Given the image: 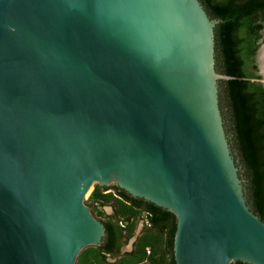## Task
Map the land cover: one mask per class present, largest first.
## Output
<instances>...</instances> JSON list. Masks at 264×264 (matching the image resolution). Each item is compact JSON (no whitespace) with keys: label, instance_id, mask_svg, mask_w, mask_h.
I'll list each match as a JSON object with an SVG mask.
<instances>
[{"label":"water","instance_id":"obj_1","mask_svg":"<svg viewBox=\"0 0 264 264\" xmlns=\"http://www.w3.org/2000/svg\"><path fill=\"white\" fill-rule=\"evenodd\" d=\"M216 23L199 0H0V264H74L99 245L94 183L172 212L175 264H264Z\"/></svg>","mask_w":264,"mask_h":264},{"label":"trees","instance_id":"obj_2","mask_svg":"<svg viewBox=\"0 0 264 264\" xmlns=\"http://www.w3.org/2000/svg\"><path fill=\"white\" fill-rule=\"evenodd\" d=\"M208 16L216 19L214 26V59L216 71L228 79L218 81L219 106L230 148L243 179L249 209L264 222V87L256 79L254 56L262 38L264 0H199ZM264 40V36H263ZM116 194L133 209L144 211L149 225L145 226L148 264H175L172 256L176 219L172 212L149 201L132 197L117 185ZM106 188V189H108ZM95 196L87 202L94 208ZM113 215L100 219L105 235L97 245L100 254L113 244L115 228L123 230ZM164 234L160 255L155 235ZM121 236H123L121 234ZM144 243V244H145ZM137 251V250H136ZM145 255L144 249L142 250ZM127 255L133 256L132 251ZM229 264H247L234 261Z\"/></svg>","mask_w":264,"mask_h":264},{"label":"rangeland","instance_id":"obj_3","mask_svg":"<svg viewBox=\"0 0 264 264\" xmlns=\"http://www.w3.org/2000/svg\"><path fill=\"white\" fill-rule=\"evenodd\" d=\"M263 26H264V21H263ZM238 173L241 177L239 168H238ZM92 195L95 196L96 198L95 199L96 203L94 204V208L92 212L93 215L98 219H105L108 215H113L117 218V220H122L123 222H125V224L128 223L127 235L125 237L126 239L123 241L122 252L120 256L110 257V256L102 255L100 254L96 246L90 245L84 247L79 252L78 256L75 259L74 264H129V263L148 264V259L146 256L147 253L145 250L147 247H149L151 250L152 246L144 242L146 241V233L142 230L145 229L146 222L148 219L146 213L140 209H133L129 207V205L126 204L116 194V192L113 189L111 188L101 189L100 185L97 183L92 184V186L84 195L83 201L85 204H87V202L90 200ZM244 195H245V189H244ZM134 239L135 241L133 242ZM155 239L157 240V244H158L157 247L159 251L158 253L160 255H163L165 258H168L169 254L161 253V250H163L164 248V239H165L164 234L163 233L156 234ZM143 249L145 255H143L142 253ZM130 251H132V253L134 254L132 257L127 255V253Z\"/></svg>","mask_w":264,"mask_h":264},{"label":"flooded vegetation","instance_id":"obj_4","mask_svg":"<svg viewBox=\"0 0 264 264\" xmlns=\"http://www.w3.org/2000/svg\"><path fill=\"white\" fill-rule=\"evenodd\" d=\"M91 211L93 212L92 208L90 207ZM113 221H117L116 217H112ZM104 224V223H103ZM119 224V221H118ZM127 225L128 223H126L123 227L119 224L120 227L123 228V230H119L117 228H115V234L113 236V244L108 248V252L104 253L103 255L105 256H110V257H115V256H120L121 252H122V246H123V241L126 239V235H127ZM149 225L148 223V219L146 222V226ZM105 228V226H104ZM145 230V229H144ZM142 230V231H144ZM121 234L123 236H121ZM105 235V234H104ZM136 239V238H135ZM135 239L133 240V242L135 241ZM132 242V243H133Z\"/></svg>","mask_w":264,"mask_h":264},{"label":"bare ground","instance_id":"obj_5","mask_svg":"<svg viewBox=\"0 0 264 264\" xmlns=\"http://www.w3.org/2000/svg\"><path fill=\"white\" fill-rule=\"evenodd\" d=\"M258 64L264 76V49L260 52V54H258Z\"/></svg>","mask_w":264,"mask_h":264},{"label":"built area","instance_id":"obj_6","mask_svg":"<svg viewBox=\"0 0 264 264\" xmlns=\"http://www.w3.org/2000/svg\"><path fill=\"white\" fill-rule=\"evenodd\" d=\"M119 224L123 227L125 225V222H123L122 220H119ZM145 251L147 254H149L151 250L149 247H147ZM129 264H134V263H129Z\"/></svg>","mask_w":264,"mask_h":264}]
</instances>
